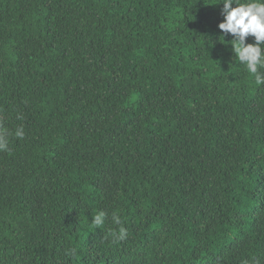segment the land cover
<instances>
[{"label":"trees","instance_id":"16d2710c","mask_svg":"<svg viewBox=\"0 0 264 264\" xmlns=\"http://www.w3.org/2000/svg\"><path fill=\"white\" fill-rule=\"evenodd\" d=\"M222 20L223 0H0V264H264V85Z\"/></svg>","mask_w":264,"mask_h":264},{"label":"clouds","instance_id":"9594fccd","mask_svg":"<svg viewBox=\"0 0 264 264\" xmlns=\"http://www.w3.org/2000/svg\"><path fill=\"white\" fill-rule=\"evenodd\" d=\"M234 0H223V20L218 24L222 33H230L235 41V53L238 60L245 64L247 71L254 75L257 85H264V73L258 69L264 67V0H250V2L237 4L233 7ZM254 37L255 43H246L247 37ZM8 130L0 127V151L8 150ZM17 138H23V128L15 130ZM107 214L99 211L92 218V225L100 228L104 225ZM112 220L116 225H121V219L115 213ZM115 240H124L127 232L120 227L118 232L112 231Z\"/></svg>","mask_w":264,"mask_h":264}]
</instances>
